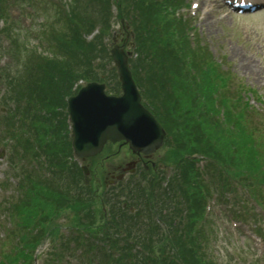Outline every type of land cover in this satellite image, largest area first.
<instances>
[{"label":"rangeland","instance_id":"374dc122","mask_svg":"<svg viewBox=\"0 0 264 264\" xmlns=\"http://www.w3.org/2000/svg\"><path fill=\"white\" fill-rule=\"evenodd\" d=\"M56 1L34 0L32 3L26 2L24 9H22V14L29 21L27 23L24 22V24L22 23L23 26L18 28L20 31L14 30L17 27L18 19L15 16L16 13H12L15 12L13 5L6 6V13L4 14L8 15L3 17L6 22L4 30L9 27L8 31L13 32L14 36L9 41L6 34L0 33V76H6V79L11 82V90L14 91L16 96L38 95L40 88L43 89V94L48 92V83L44 84V81L47 79L46 73L50 66L47 65L48 62L45 57H54L56 51L55 49L51 50L50 47L42 48L40 42H42L41 45L48 46L52 41L51 39L46 40L45 37L48 38L55 33L60 35L68 31L65 26V19L58 13V7L55 5ZM193 1L185 0V3L188 4ZM58 2L65 5V8L63 7L65 15L70 13L71 20L77 29L84 26L89 28L91 25L95 26L102 23L112 25L110 30L106 26L101 27L105 32L101 37V41L94 47L95 51H101L100 47L105 49L113 47L112 36L113 38H117V44L121 49L126 51L132 50L133 37L131 35L130 24L127 20L121 21V19H117L115 7H112V14H110L108 20L106 11L101 8L98 0H58ZM30 4L32 5L30 6ZM187 11L185 8H181L178 14H183L185 19H191L188 14L186 15ZM221 16V12L217 10L205 22H203V18H200V23H197L196 20L194 22L190 21L194 26L192 30L197 33V38H201V40L200 38L198 40L204 42L203 44L207 47V52L210 56L217 57L220 61H223L227 72L231 73L236 93L244 86L246 91L254 90L258 94L264 95V14L254 18H221ZM27 27H30L31 31L27 30ZM192 33H190L191 36L193 35ZM41 37L42 41L39 40ZM10 43H12L11 47L17 44L18 49L10 51L12 50ZM52 48H54L53 45ZM197 52L198 54H195V63L200 67L205 57L200 50L197 49ZM11 55L13 56L12 61ZM57 57H60V59L53 65L59 67L61 71H63V68L75 71V60L69 62L63 56ZM61 64L65 66L62 68ZM248 66H250L249 70ZM248 72L253 74L252 78H249ZM258 74L261 75V80L254 81V76ZM57 76L56 78L58 79ZM2 80L4 79L0 78V83H2ZM146 86L150 87L149 92L152 94L151 99H149L152 102V108L162 111L163 116L161 120L164 121L163 123H166L165 117L169 115V112L170 115L167 117H172L173 119V115L176 116V112L172 115L170 106L173 103L175 105L180 103L181 98L178 95L174 97L171 83L158 86H151L146 83ZM39 96H41V92ZM0 98H2L1 95ZM251 103L260 107V104L256 103L253 99ZM212 120V118H209V115L203 116V119H201V122H203L201 131L203 133L208 131L210 136L214 131L212 128L214 122H211ZM248 127L251 126L249 125ZM30 134H32V137H35L37 143L35 146L37 148L39 144L40 146L44 145L40 143V135H38L37 130H32ZM234 136L240 137L239 133L234 134ZM257 137L254 134L253 140L257 141ZM172 143L174 141L169 138L165 142L167 145L151 157L152 161L156 164L162 163L165 166L174 164L178 157L175 153L177 150H174ZM189 144H191V138L185 135L180 138L181 147H186ZM260 144L261 147L264 146L263 143ZM38 150L41 151L40 148ZM1 154L3 156L0 158V210L2 212L6 209L12 211L11 208L14 205L25 200L26 190L30 186L23 182L24 189L21 188V180L7 167L8 153H3V147H0ZM102 155V157L87 161L91 172L90 176L92 175L91 178L94 180L109 181L111 179L110 175H112V172H115L118 165L132 162L134 159L127 146L120 148L118 144L108 145ZM144 163L149 164L146 161ZM261 197L264 198L263 192L261 193ZM237 198L238 202L242 200L240 197ZM217 209L218 211L213 215V222L215 223V228L213 229L217 230L219 239H225L219 245L211 246V253L213 256H216V258H211L218 264H257V261H260L258 262L259 264H264V244L251 241L250 237H245L244 235V230H248L251 226L236 230L230 226V220H232L230 212L225 211L222 207H218ZM236 211H241V209L236 208ZM259 212L260 209L256 208L246 218L251 217L252 220L248 222L256 225L257 232L264 233V212L261 213L260 217H257ZM209 225L210 223L208 227H210ZM3 244H5V241L0 242V252L2 250L4 253L9 252L8 247ZM46 247L47 245L44 246L41 253L46 251ZM227 248L230 251H227ZM47 253H44L43 259L48 257ZM39 263H41V260H39Z\"/></svg>","mask_w":264,"mask_h":264},{"label":"water","instance_id":"95a60500","mask_svg":"<svg viewBox=\"0 0 264 264\" xmlns=\"http://www.w3.org/2000/svg\"><path fill=\"white\" fill-rule=\"evenodd\" d=\"M120 68L125 96L121 100L104 98L96 91L95 98H89L94 87L84 93L80 100L81 109L69 108L74 122V140L79 155L97 153L108 140L125 139L133 148L151 150L161 142L162 131L139 106L133 83L125 78L126 65L123 56L114 52ZM145 125V128L143 127ZM149 146V147H148Z\"/></svg>","mask_w":264,"mask_h":264},{"label":"trees","instance_id":"16d2710c","mask_svg":"<svg viewBox=\"0 0 264 264\" xmlns=\"http://www.w3.org/2000/svg\"><path fill=\"white\" fill-rule=\"evenodd\" d=\"M139 11H140V13L139 14H142L143 13V11L141 10V9H139ZM138 14V15H139ZM70 38H71V40L74 38V36H72V37H69V40H68V42L70 41ZM65 46L67 47V48H69V46H68V43H66L65 44ZM63 57H65L69 62L71 61V60H75L76 61V63L75 64H79L80 63V60H83V58H82V56L81 55H78V54H74L71 50L70 51H68V54L67 55H64ZM80 60H79V59ZM62 65V68L65 66V65H63V64H61ZM81 65V64H80ZM78 66V65H77ZM76 66V67H77ZM63 71H61L60 69H58L57 71H59V72H56V69H48V72H47V74H49V75H55V76H57V75H62V76H57L58 77V80H59V82H55V89H56V92H58V91H60V90H63L65 87L67 88V87H69V85H70V81H71V79L73 78V75L75 74V73H73L74 71L73 70H71L70 69V71L68 70V69H65V68H63L62 69ZM55 72V73H54ZM58 73H60V74H58ZM64 83H66L65 84V87H62L61 85L62 84H64ZM62 96H63V93H60L58 96H57V101H59V102H61V100H62ZM61 98V99H60ZM59 102L57 103V106H59ZM188 105L189 104H185V106H184V109H182V108H179L180 107V105H178V106H176L175 108H173L175 105H173V109H171V114L173 115L174 114V112H176L175 114H176V116H175V118L177 119V118H182V116H186V112H184V111H187V107H188ZM191 107H192V110H191V117L192 116H194V106L193 105H191ZM171 115V116H172ZM194 117H196V115L194 116ZM190 118V117H189ZM186 119H188V118H186ZM243 148V146H240V149H242ZM29 150H31V152L33 151V146H31L30 147V149ZM58 204H56V206H57V208H56V211L58 210V207L61 205L59 202H57ZM55 206V205H54ZM33 207V206H32ZM116 264V263H115ZM118 264H125V263H118Z\"/></svg>","mask_w":264,"mask_h":264}]
</instances>
